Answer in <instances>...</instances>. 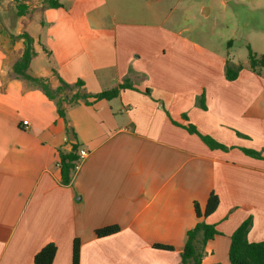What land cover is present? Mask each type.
I'll use <instances>...</instances> for the list:
<instances>
[{
  "label": "crops",
  "instance_id": "0c3cea01",
  "mask_svg": "<svg viewBox=\"0 0 264 264\" xmlns=\"http://www.w3.org/2000/svg\"><path fill=\"white\" fill-rule=\"evenodd\" d=\"M57 1L16 0L27 10L14 29L0 20V264H33L48 242L52 264H72L75 238L79 264H179L199 220L218 231L203 245L196 234L201 264H230V235L249 216L247 239L262 240L264 69L151 22L152 0ZM23 31L35 50L27 71L51 87L59 79L87 93L130 86L110 99L64 102L60 116L55 99L12 70L23 38L11 34ZM227 60L243 65L233 80ZM188 124L228 148H210ZM74 144L77 158L87 154L62 184L61 154ZM212 191L216 209L198 218L193 203L202 212ZM113 224L117 232L95 235Z\"/></svg>",
  "mask_w": 264,
  "mask_h": 264
},
{
  "label": "trees",
  "instance_id": "16d2710c",
  "mask_svg": "<svg viewBox=\"0 0 264 264\" xmlns=\"http://www.w3.org/2000/svg\"><path fill=\"white\" fill-rule=\"evenodd\" d=\"M47 5L51 7H58L61 4L57 0H45ZM17 15H22L26 7L25 5L18 4ZM23 38V50L20 57L13 62L12 70L13 72L34 85H38L44 91V93L57 102V111L60 116L65 118L64 102L76 103L78 100L82 99L86 102L96 99H110L115 97L121 88L129 87V83H120L117 86L103 90L97 93H87L77 90L82 85V82L76 81L73 84L67 83L62 79H59V84L53 88L51 87L49 80L44 76H34L28 73L27 69L32 56L35 54L33 47L32 37L25 31L17 35ZM12 37V35H11ZM13 39V37H12ZM248 65L247 68L260 74L262 69H264V52L261 54H256L250 46H248ZM243 67L242 64H233L229 60L226 61L224 74L225 78L228 80H233L238 75L239 70ZM69 91L72 93L69 95ZM189 132H194L199 135L201 140L206 143L210 148H221L227 149L228 147L223 143L217 141L213 137L200 133L194 125L188 124L186 126ZM68 130V129H67ZM77 145L74 144L73 148L68 153L61 154L60 160V172H61V183L68 184L71 178V171L75 167V161L77 156L74 151ZM242 150L252 156H260V152L255 149L242 148ZM219 202V198L213 191L209 193L205 207L201 212L198 203L195 201L193 203L195 214L198 218L201 216L206 217L212 213ZM252 219L247 217L244 219L236 229L230 235V245L228 249V258L230 264H264V238L259 241H249L247 239V232L251 226ZM119 230V226L116 224L105 225L98 227L94 230L97 237L113 234ZM201 231L202 239L201 244L203 245L205 241L213 237L218 233L217 229L213 224H209L204 220H199L196 222L193 228L187 231V237L183 249L180 253V263L179 264H201L202 250H198L194 245V239L196 234ZM153 247L171 250L173 246L164 243H153ZM56 252V245L53 242H48L43 245L34 255L33 264H52ZM72 264H79V240L75 238L72 244Z\"/></svg>",
  "mask_w": 264,
  "mask_h": 264
},
{
  "label": "rangeland",
  "instance_id": "374dc122",
  "mask_svg": "<svg viewBox=\"0 0 264 264\" xmlns=\"http://www.w3.org/2000/svg\"><path fill=\"white\" fill-rule=\"evenodd\" d=\"M15 1L0 7V20L10 29L18 16ZM151 4V22L161 23L168 32L198 43L203 50L220 54L233 51L240 61L248 59V46L262 50L264 0H152ZM155 31L158 28L152 29V35Z\"/></svg>",
  "mask_w": 264,
  "mask_h": 264
},
{
  "label": "built area",
  "instance_id": "2783aa9c",
  "mask_svg": "<svg viewBox=\"0 0 264 264\" xmlns=\"http://www.w3.org/2000/svg\"><path fill=\"white\" fill-rule=\"evenodd\" d=\"M28 124H29L28 120H26V119L22 120V125L24 128H27ZM86 154H87V151L85 149L79 150V156L75 161V164H76L75 166L79 165L81 159L84 158L86 156Z\"/></svg>",
  "mask_w": 264,
  "mask_h": 264
}]
</instances>
